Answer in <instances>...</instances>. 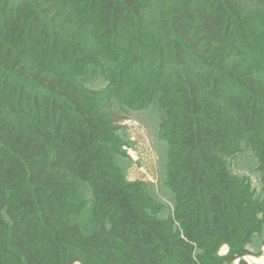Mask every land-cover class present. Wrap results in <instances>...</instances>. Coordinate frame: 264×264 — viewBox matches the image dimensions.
<instances>
[{
    "label": "trees",
    "instance_id": "obj_1",
    "mask_svg": "<svg viewBox=\"0 0 264 264\" xmlns=\"http://www.w3.org/2000/svg\"><path fill=\"white\" fill-rule=\"evenodd\" d=\"M152 102L169 217L119 159L120 122ZM237 141L258 163L260 194L229 170ZM262 253L264 0H0V264Z\"/></svg>",
    "mask_w": 264,
    "mask_h": 264
},
{
    "label": "rangeland",
    "instance_id": "obj_2",
    "mask_svg": "<svg viewBox=\"0 0 264 264\" xmlns=\"http://www.w3.org/2000/svg\"><path fill=\"white\" fill-rule=\"evenodd\" d=\"M95 44V42H93ZM92 43V45H93ZM128 45V40L126 41ZM143 50H148L149 45L142 43ZM96 62V61H95ZM89 62V73L98 75L99 67L96 68L98 61ZM149 55H144L143 66H152ZM138 62L133 67L137 69ZM260 70V69H259ZM92 84L96 87H103L104 80L94 78ZM117 102V101H116ZM115 102V107L118 105ZM156 102V100H155ZM143 110H131L126 112L127 118L120 122V136L125 140V145L122 148L125 155L121 156L120 163L124 167L123 173L127 181H142L150 190L154 197L165 202V206L160 210V215L169 217L173 210L172 200L169 199L167 192L164 191L162 177L165 174V165L168 159L166 143L161 140L158 132V118L156 103L152 102ZM238 142V141H237ZM232 145L230 153L226 155V161L233 177L242 181L248 182L252 194L261 193L260 173L258 163L251 150L238 142ZM248 185V186H249ZM260 237L255 236L253 240L247 244L250 249H257L259 246ZM228 251L227 246H222L220 254H225ZM249 257H255L249 255ZM74 264H80L76 262Z\"/></svg>",
    "mask_w": 264,
    "mask_h": 264
},
{
    "label": "crops",
    "instance_id": "obj_3",
    "mask_svg": "<svg viewBox=\"0 0 264 264\" xmlns=\"http://www.w3.org/2000/svg\"><path fill=\"white\" fill-rule=\"evenodd\" d=\"M245 259L249 264H264V253L256 257L247 256ZM234 264H237V261H235Z\"/></svg>",
    "mask_w": 264,
    "mask_h": 264
}]
</instances>
